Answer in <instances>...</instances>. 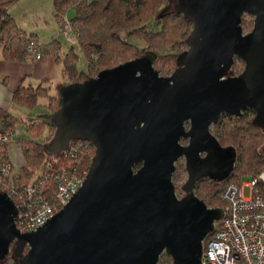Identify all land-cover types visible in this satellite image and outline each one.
<instances>
[{"label":"water","instance_id":"water-1","mask_svg":"<svg viewBox=\"0 0 264 264\" xmlns=\"http://www.w3.org/2000/svg\"><path fill=\"white\" fill-rule=\"evenodd\" d=\"M173 11L191 30L170 75L159 74L149 51L59 88L47 152L86 140L95 154L82 186L35 230L19 231L18 209L0 190V262L12 249L18 264H158L162 253L172 264H201L223 211L195 185L222 182L236 161L235 147L221 146L210 127L249 108L264 133V0H175ZM244 14L253 16L245 33ZM236 57L244 67L230 75ZM181 157L187 177L177 197Z\"/></svg>","mask_w":264,"mask_h":264},{"label":"trees","instance_id":"trees-1","mask_svg":"<svg viewBox=\"0 0 264 264\" xmlns=\"http://www.w3.org/2000/svg\"><path fill=\"white\" fill-rule=\"evenodd\" d=\"M19 0H0V56L5 59L21 61L26 60L25 43L28 40H37L33 32H28L18 26L16 19L10 11L11 6ZM170 0H54L55 16L59 24L63 25L68 10H73L71 22L76 29V40L82 47L88 59V72L79 71L77 68L78 54L71 47L64 56H61V43L54 39L43 51L54 54L56 60L63 65V75L69 82L84 81L91 77V73H98L102 69L111 68L145 54H155L154 67H163L167 72L176 65L177 55L186 48L185 38L191 30V23L182 15L172 10L164 11ZM244 14L241 18V27L249 28L253 25V16L247 19ZM121 32L125 35H121ZM132 39L141 40L146 46L139 47ZM94 54L98 58L93 57ZM242 61L234 58L230 67L235 68L236 62ZM243 62V61H242ZM244 67V63H243ZM243 68L237 71L239 74ZM229 70V71H230ZM93 75V74H92ZM49 87L39 85L37 87L19 86L14 94L13 101L26 108H34L39 104V99L48 98L46 105L50 112L58 107V96L50 93ZM254 116L252 109L245 108L240 116L221 114L218 121L213 124L211 133L217 138L221 146H233L236 149L238 162L229 178L237 179L238 176H253L264 171V133L251 122ZM23 119L14 116L10 111L0 108V130L13 131L16 124ZM31 135L28 138L17 137V142L22 148L26 159V165L19 170L14 168V182L16 185H25L33 180L44 170L48 162L53 167L59 166L65 161L57 155L48 153L41 138L46 128L51 139L54 128L49 127L46 121H33L27 125ZM184 142L185 140L182 139ZM10 143H0V158H9L8 149ZM91 147V157L84 159L83 166L88 168L91 158L95 154V147ZM80 158V157H79ZM185 169V167H183ZM179 171L174 170L172 179L179 178ZM221 182H215L208 178L197 181L194 189L195 195L202 199L206 205L222 207L220 199ZM174 185V189H175ZM181 189V187H180ZM206 200H209L206 202ZM10 254V253H9ZM158 264H172L171 258L162 253Z\"/></svg>","mask_w":264,"mask_h":264},{"label":"built area","instance_id":"built-area-1","mask_svg":"<svg viewBox=\"0 0 264 264\" xmlns=\"http://www.w3.org/2000/svg\"><path fill=\"white\" fill-rule=\"evenodd\" d=\"M61 28L69 39L76 38L71 20H65ZM25 50L27 60L42 59L43 47L37 40H28ZM93 57L97 59L98 55ZM19 134L18 129L0 130V143H11ZM88 143L92 144L86 140L71 141L70 150L57 155L58 159H65L63 163L54 168L48 162L39 176L25 185L15 184L10 158H0V190L18 209L16 226L20 232L37 229L82 186L89 170L82 161L91 157ZM250 177L246 184L241 182V176L221 182L223 215L214 221L213 230L202 242L201 264H264V171ZM245 186L248 196L244 195Z\"/></svg>","mask_w":264,"mask_h":264},{"label":"rangeland","instance_id":"rangeland-1","mask_svg":"<svg viewBox=\"0 0 264 264\" xmlns=\"http://www.w3.org/2000/svg\"><path fill=\"white\" fill-rule=\"evenodd\" d=\"M174 3H175V0H170L169 4L164 9V11L172 10ZM10 11L15 16L19 26L26 28L28 32H35L38 35V42L40 44L48 42L50 40L52 41L54 39H57L61 43V46H62L61 56H64V54L71 47H74L75 52L78 54V63H77L78 70L88 72V59L82 47L80 46V44L78 43L76 39H69L67 37L66 33L63 32L61 25L56 19L54 0H19L11 6ZM73 14H74L73 10H68L65 15V20H70ZM245 17L247 19H250L249 14L245 15ZM251 28L252 27L243 28V32L245 33L249 31ZM121 35L124 36L125 34L121 32ZM132 41H134L139 47L146 46V43L141 40L132 39ZM45 58H46V55H45V52L43 51L42 59H45ZM29 61H37V60H29ZM121 62L122 61H120L119 63ZM153 66H154V63H153ZM163 67H160V68L154 67V68L159 71L160 75L167 76L173 72V70L176 68V65L169 68L167 72L161 70V68L166 69ZM62 68H63V65L60 64L59 73H51V80L49 82L41 80V79H37V78L34 79L35 86L39 85L40 83L43 84V86L49 85L52 88V93L58 96L57 94L58 92L56 93V91L58 90V85L63 80ZM240 68H243L242 61L236 62L235 68H232L229 71V74L237 75V71ZM96 71L91 73V77L97 75ZM64 78H65L64 84H67L69 80L67 77H64ZM40 103L42 104L47 103V98L40 99ZM16 108L17 109H14L15 112H20L16 114H20L18 116L22 117L24 120L22 122H18V129L20 130V132H22L23 137H26V138H28L27 136L31 135L27 128V125L29 123L33 121H37V120H47V118L50 115V110L43 107L42 105L36 106V108L34 109H27V108H24L18 105L16 106ZM212 128H213V125H211L210 130ZM48 136H49V132H48V129L46 128L45 134H43V137L39 138L38 140L42 141L44 144H47L50 141V139L47 140ZM185 142L186 141H184L183 143ZM263 151H264V148L261 146L259 148V152L262 153ZM236 162H238L237 157H236L235 163ZM174 165H175V169L179 171L178 172L179 178L174 177L172 179V182L176 187L175 194L177 195V197H181L184 195V193L180 189V187L184 183L187 177L186 170L183 169L184 159L182 157L177 159ZM250 180H251V177L249 175L241 176V182L243 184L249 183ZM244 195L248 196V187L246 186L244 187ZM208 201L209 200H206V202ZM0 264H18V260L17 258L14 257L12 253V249L10 251V254L6 257V259L1 261Z\"/></svg>","mask_w":264,"mask_h":264},{"label":"crops","instance_id":"crops-1","mask_svg":"<svg viewBox=\"0 0 264 264\" xmlns=\"http://www.w3.org/2000/svg\"><path fill=\"white\" fill-rule=\"evenodd\" d=\"M14 18H15V16H14ZM16 22H17V20H16ZM17 24H18V22H17ZM18 26H19V24H18ZM19 27H21V26H19ZM21 28H23V27H21ZM23 29H25L27 31L26 28H23ZM33 33H35V32H33ZM36 36L38 39L37 34H36ZM50 42H51V40L48 42H45V43H41V44L46 46ZM45 55H46L45 59H40L37 61H29V60L14 61V60L5 59L3 56H0V108L1 109L8 110L14 116L20 117V116H18L20 114H16V113H20V112H15V110H14V109H17L16 108L17 105L21 106L19 104H16L13 101V94H14L15 90L19 86L34 87V88L39 86V85L43 86V84H41V83L39 85L35 86L34 79L37 78V79H41V80L49 82L51 80V73H59V66L62 63H59L56 60V57L54 54L45 52ZM62 70H63V68H62ZM62 76H63V80L58 85V90L56 91V93L59 91V88L65 82L63 71H62ZM43 87H49L51 89L50 93L53 94L51 86L45 85ZM53 95H55V94H53ZM48 102H49L48 98H47V103H43V104L40 103V99H39V104L42 105L43 107L47 108V109H49L46 106L48 104ZM21 107H24V106H21ZM24 108H26V107H24ZM34 108H36V107H34ZM34 108H27V109H34ZM50 113H52V112H50ZM20 118H22V117H20ZM37 121H46V123H47V120H37ZM16 129H18V123L16 124ZM19 132H20V130H19ZM44 134H45V132H44ZM18 137H23L22 132H20ZM27 137H29V136H27ZM42 137H43V135H42ZM8 156H9L10 160L12 161L15 170H19L21 167L26 165V159H25L24 153L22 151V148L20 147V145L17 142V138L9 144Z\"/></svg>","mask_w":264,"mask_h":264}]
</instances>
